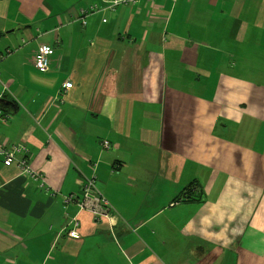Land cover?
Segmentation results:
<instances>
[{
    "label": "crops",
    "instance_id": "obj_1",
    "mask_svg": "<svg viewBox=\"0 0 264 264\" xmlns=\"http://www.w3.org/2000/svg\"><path fill=\"white\" fill-rule=\"evenodd\" d=\"M0 96V264H264V0H0Z\"/></svg>",
    "mask_w": 264,
    "mask_h": 264
},
{
    "label": "built area",
    "instance_id": "obj_2",
    "mask_svg": "<svg viewBox=\"0 0 264 264\" xmlns=\"http://www.w3.org/2000/svg\"><path fill=\"white\" fill-rule=\"evenodd\" d=\"M109 8H115L121 4H132L136 5L139 0H104ZM95 10V7L90 9L81 10V14L86 16ZM86 23L85 20L83 21ZM53 52V47L48 44L39 45L36 56L35 64L40 70H47L50 66V58ZM66 89L73 87L72 82H65ZM2 98V96H0ZM10 117V113L1 105L0 103V125L7 121ZM103 145L105 148L110 146L108 141H104ZM0 155L4 158V163L6 165L15 164L21 173L25 174L27 177L33 180H39L41 186L47 184L46 179L40 172L34 169L27 158V149L24 145L17 143L11 146L5 145L0 141ZM64 202L74 203L79 210H86L90 212L93 216L100 218L101 220L110 221V210L111 207L109 202L103 196L102 192L98 189L97 182L95 178H88L83 184V195L82 197H75L74 195H67L64 197ZM80 222L75 218L73 220V227L68 230V236L71 238L80 237Z\"/></svg>",
    "mask_w": 264,
    "mask_h": 264
},
{
    "label": "bare ground",
    "instance_id": "obj_3",
    "mask_svg": "<svg viewBox=\"0 0 264 264\" xmlns=\"http://www.w3.org/2000/svg\"><path fill=\"white\" fill-rule=\"evenodd\" d=\"M111 148V146H109L108 148H103V150H109ZM194 191L196 192L195 194L197 195V198H192V194L194 193ZM201 186L200 184H198L197 182H193L191 184H189V186H187L181 193L180 195L173 200V202H171L170 206H183V204L191 201L192 199H198L201 200L202 198V194H201ZM104 196V195H103ZM105 197V196H104ZM106 198V197H105ZM107 200V199H106ZM108 201V200H107ZM109 202V201H108ZM110 207L111 204L109 203ZM94 217L95 221H102L100 218L98 217Z\"/></svg>",
    "mask_w": 264,
    "mask_h": 264
},
{
    "label": "trees",
    "instance_id": "obj_4",
    "mask_svg": "<svg viewBox=\"0 0 264 264\" xmlns=\"http://www.w3.org/2000/svg\"><path fill=\"white\" fill-rule=\"evenodd\" d=\"M6 100V99H5ZM8 102V101H7ZM1 105L6 109L8 106L6 105V103L1 102Z\"/></svg>",
    "mask_w": 264,
    "mask_h": 264
},
{
    "label": "water",
    "instance_id": "obj_5",
    "mask_svg": "<svg viewBox=\"0 0 264 264\" xmlns=\"http://www.w3.org/2000/svg\"><path fill=\"white\" fill-rule=\"evenodd\" d=\"M1 102H4V103H6V104L8 103L7 100H5V99H3V98H0V103H1Z\"/></svg>",
    "mask_w": 264,
    "mask_h": 264
}]
</instances>
